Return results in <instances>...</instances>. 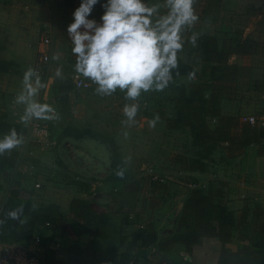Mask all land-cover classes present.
<instances>
[{"label": "rangeland", "instance_id": "1", "mask_svg": "<svg viewBox=\"0 0 264 264\" xmlns=\"http://www.w3.org/2000/svg\"><path fill=\"white\" fill-rule=\"evenodd\" d=\"M260 1L264 2V0H255L252 3L255 2L254 5L257 6ZM74 9L75 6L66 5L63 0H0V68H2L0 76H7L5 79L0 78V112L18 114L26 106L24 103H17L16 97L22 90L24 73L30 68L35 58L42 32H47L50 35L51 63L62 69L59 78L64 80L76 73L74 69L76 57L71 51L72 43L66 31L67 25L73 20L72 12ZM97 12H99L97 16L99 17L102 9H98ZM91 15L96 17L95 10ZM5 17L6 25L3 21ZM13 30L21 32L22 42L10 39L7 36V33ZM255 30L264 38L263 23L257 24ZM184 55L183 61L189 59L192 63H198V59H194L195 56L193 57L192 54L190 55L187 52ZM252 63L253 60L250 57L249 60L248 58L245 59L243 65L244 67H250L249 74L255 85L261 82L263 72L260 69L252 68ZM194 66L199 69L200 64H194ZM48 78L49 74L41 79L42 84L45 86L41 87L34 97L43 104H47V100L51 97V94L49 95L46 92ZM189 78L180 76L170 81L168 87L162 91L143 93L138 98L140 109L133 120H136L140 114H149V110L153 111V114H176L175 103L171 99L176 96L174 88L184 82L187 83L190 81ZM87 80L90 84L89 88L84 91H77L74 96L76 104L72 108V119L69 120V123H64L62 118L59 123L61 127L66 128L68 127L65 125L70 124L77 127V130L106 132L107 135L103 134L101 136L93 133V137H102L107 142L110 141L107 144L109 150L95 151L88 155L85 152L81 153L71 143L67 142H63L64 146L68 144L69 147L63 149V151H61L62 149L48 151L33 145L31 146L34 163L32 175L20 176L15 173L16 171L13 168L11 171L13 183L20 192L17 211L20 209L22 211V208L27 204H34L35 206L57 204L59 206L62 216H60L61 221L56 230L57 232L49 240L44 239L39 248L42 264H50V262L52 264H124L119 258V254H125V251L122 253L125 250V239L133 232V225L150 218L149 209L152 203H159V205L156 206L157 209H150L152 211L151 216L153 218L156 216L155 219L157 220L165 216L161 206L163 202L159 201V196L155 191L156 186L172 182L170 177L173 178V175L176 174L173 160L177 161L178 158H185L186 160L187 158L183 153H185V148L189 147L190 137L180 131L179 134L169 132L167 136L157 131V133L150 136L148 134L144 135L139 129L129 127L131 128L129 129V137L117 134L120 142L118 146L113 144L112 140L116 135L111 133L117 131L120 127L118 122H122V125L131 122L124 116L123 107L125 103L134 101L126 100L124 93L120 90L108 96L101 95L96 91L97 85L90 79L87 78ZM4 83H6L5 86ZM9 83H12L13 86L9 87ZM234 91L231 90L228 96L233 98ZM162 93H165V95H162ZM252 95L254 96L244 98L243 106H241L242 110L237 113L242 114L241 123L247 122L251 125L262 126L264 125V118L261 119V115L264 114V102H262L264 97L261 101L258 94L257 96L255 93ZM162 98L163 100H161ZM88 100H91L89 104L86 103ZM150 101L151 104L149 105ZM260 109H263V112ZM226 111L225 114H230L231 109L227 108ZM52 113L50 112V114ZM50 114L43 117L47 124L52 116ZM173 117L172 121L175 120V115ZM249 117H253L254 122L250 123ZM141 119L143 118H139V120ZM115 121L116 123H114ZM176 123L180 125L179 122ZM237 126L236 123L235 127ZM49 128L52 130L51 127ZM239 132L237 131V134ZM160 145L165 149L160 150ZM117 149H120V151ZM113 150L117 151L119 154L118 160L124 166L122 173L124 175L129 174L128 176L134 179L132 185L133 200L131 198L128 200L133 205L130 206V210L133 212L126 213V215L123 212L125 209L121 205L123 203L120 202H123V200L125 202L127 199L121 200V191H118V188L113 189L111 186L110 188L103 186L105 185L103 180L114 175L111 166L106 167L104 164L106 160L114 159ZM160 155L164 156L163 159ZM149 174L164 178L166 182H155ZM15 182L18 185L22 182L23 185L19 187ZM34 182L40 184L39 190L33 189ZM0 185L1 204L5 202L6 191L11 188L12 183L4 181ZM189 185L190 189L200 188L196 184ZM78 195L85 198L94 211L86 220L74 217L67 210L69 200ZM127 214L130 215V218H133V225L124 224ZM39 234L41 235L40 232ZM0 238H10L7 229L0 228ZM123 239L125 242L122 241ZM75 243L79 245L75 246ZM90 244L95 247V252H93L97 255L95 254L94 257L89 253ZM81 252L84 253L81 254ZM78 253L81 255L79 256ZM182 255L188 256L191 260L190 254L184 250L178 255L179 262H175L170 258L169 260L179 264ZM96 256L99 258H95ZM75 257L81 260L79 262L74 261Z\"/></svg>", "mask_w": 264, "mask_h": 264}, {"label": "crops", "instance_id": "2", "mask_svg": "<svg viewBox=\"0 0 264 264\" xmlns=\"http://www.w3.org/2000/svg\"><path fill=\"white\" fill-rule=\"evenodd\" d=\"M253 1L255 0H195L194 8L198 20L190 28L186 29L184 33L185 44L183 49L178 53L179 60H182L185 57L184 54L188 52L190 55L192 54L193 57L195 56L194 59H198V63L200 64L199 69H197L194 66V64H198L197 62L192 63L189 59L182 60V63L187 64L192 69L191 78H189L190 81L181 84L186 87L187 91L195 88L199 82L208 81L209 74L213 67L222 65L236 72L235 79L232 82L225 83L223 89L219 92V115L207 117L206 119L207 126L213 130L219 127L222 118H234V121L228 128L231 136L230 140L219 143L210 156L209 161H207V169L205 171L194 170L190 167L189 163L185 161V158H178L177 161L173 160L176 174L173 175L174 177L172 176L173 178L170 177L172 182H167V184L161 186L158 185L155 188L157 196H159V201L163 202L161 206L165 216H162V219L159 218L158 220L155 219L156 216L153 218L151 216V210L157 209L156 206H158L159 203H152L150 207L151 210L149 209L150 218L137 225H133V218H130V215H128L133 212L130 210V206L133 205L128 201L130 198L133 200V177L128 176L129 174L124 175V173L117 174L114 172V175L110 179L106 178L103 180V183H105L103 186L105 188H110V186L113 189L118 188L117 190L121 191V200L124 198L127 199L125 201L126 203L124 200L120 202L123 203L121 205L123 209H125L123 210L125 215L128 213L127 216H125L124 224L133 225L134 227L131 235L127 236V239H125V250L122 251V253L125 251V254H119V258H121L123 263H125L130 256L135 254L140 257H145L147 252L151 250H157L159 255L179 262L178 255L183 250L179 245L173 246L169 251H161L158 249L157 244H153L129 252L128 243L131 240L132 234L148 222H154L157 225L159 240L172 235L177 229V218L181 213L183 204L189 192L192 190L189 184H196L200 186V189L205 191L207 188H212L213 190L221 188L222 197L218 200L234 214L237 225L236 228L232 230L231 238L227 242H221L217 238H200L199 242L193 247L192 252L189 253L191 264H264V246H262L264 245V239H262L264 238V139L259 143H252L246 147H241L238 137L241 136L243 123H247H241L240 118L242 114L237 113L242 110L241 106H243L242 103H244V98L247 99L250 96H254L252 95L253 93H255L256 96L258 94L261 101L264 97V38L255 30L257 24H264V2L260 1V3L255 6V2L252 3ZM149 2H155V0H149ZM160 2L162 3L163 0H160ZM70 6L76 7L78 4L76 3ZM98 9H101L99 4L94 7L96 17L99 13L97 12ZM220 12L221 14H219ZM3 21L6 25V17ZM193 33L197 34L195 44L189 41ZM7 36L10 39L22 42V35L19 30L8 32ZM235 39L245 42L244 45L242 47L236 46L233 43ZM261 40L263 42H260ZM225 55H228L227 59H225ZM250 57L253 60L251 65L252 68L260 69L263 72L261 82L255 85L253 78L249 74L250 67H244L243 65L245 59L248 58L249 60ZM1 69L2 68H0V70ZM56 70L57 67L53 65L50 60L48 65L49 78L46 84V92L49 95L51 94L50 99L47 100V104L55 109L54 113H47L52 115L48 123L49 127L52 129L50 130L51 134H53L52 137L56 141L59 139L57 142L71 143L75 149L81 153L85 152L88 155H91L95 151H108L109 146H107V144L109 143L107 140L102 137H93V133H95V135L97 134V136H101L103 134L107 135L106 132L77 130V127L66 124L65 126L68 128L73 127V129H75L72 132L75 135H70L66 134V127L63 126V128L60 126L59 121H62V118L64 119V123H69V120L72 119V108L76 104L74 96L77 91L84 90H78L74 87L71 76L61 80L59 76L56 75ZM5 77L7 76H0V78L3 79H5ZM187 77H190V75ZM68 80H70L72 88L68 92L63 103L57 102L59 98L57 88ZM5 84L6 83L3 85L5 86ZM9 84V87L13 86L12 83ZM231 90H235L233 98L228 96ZM203 94L204 97L208 99L212 95V90H206ZM162 95H165V93H162ZM161 100H163V98ZM90 101L91 100H88L86 103L89 104ZM150 104L151 101L149 105ZM227 108L231 109L230 114H225V112L227 113ZM260 110L263 112V109ZM16 115L17 114L0 112V120L16 124ZM157 115L159 119L153 127L149 122ZM173 116L174 114H153V111L151 112L149 110V114H140L136 120H132L124 125H122V122H118L120 127L117 131L111 133L116 135L112 143L118 146L120 139L117 137V134L123 137H129V129L132 127L141 130V133L143 132L144 135L148 134L150 136L157 133V131L164 133L166 136L169 132L179 134L180 131L188 134L190 137L189 147L187 149L185 148V153H183L186 157H189V152L191 150L189 129L188 127L178 125L174 120L172 121L171 119H174ZM261 116V119H263L264 114ZM139 118L143 119L139 120ZM40 119L45 121L43 117ZM114 123H116V121ZM236 123L240 128L238 126L235 127ZM237 131H240L239 134H237ZM2 137L3 135L0 134V138ZM160 146V150L165 149L162 145ZM117 150L120 151V149ZM163 157L161 156V159H163ZM112 163L113 160L108 159L104 164L106 167H109ZM104 164L102 165L104 166ZM11 171L12 168H8L0 172V184L4 181L14 184ZM22 185V182L20 185L17 184L19 187ZM10 192L12 191H6V197ZM18 193L20 192L18 191ZM19 196L20 194L18 198ZM73 198L86 200L79 195L72 197L67 204L69 213V203ZM31 205L39 209L42 214L51 213L59 219L57 224L50 227H46L44 224L39 223L35 230L41 233L43 239L49 240L54 236L55 232H57L56 230L61 221L60 216L62 215L59 206L57 204ZM20 211L21 209L17 211V213L20 214ZM93 212L92 209V213ZM122 241H124V239ZM90 245L93 247L92 244ZM94 248L95 247H93V251L95 252ZM130 253L131 255H129ZM95 258L99 257L96 256Z\"/></svg>", "mask_w": 264, "mask_h": 264}, {"label": "clouds", "instance_id": "3", "mask_svg": "<svg viewBox=\"0 0 264 264\" xmlns=\"http://www.w3.org/2000/svg\"><path fill=\"white\" fill-rule=\"evenodd\" d=\"M195 0H79L67 25L76 62L74 69L97 85L101 95L120 90L125 99L123 114L132 121L140 104L138 98L149 91H162L173 79L178 67V53L185 44L184 33L197 20ZM102 12L92 16L96 5ZM197 34L189 38L195 44ZM62 69L56 70L60 76ZM35 72L29 68L23 77V87L16 97L24 103L25 121L45 117L53 111L50 105L34 97L43 84L33 80ZM191 78V74H190ZM157 115L149 123L155 126ZM15 129L0 138V153L21 143Z\"/></svg>", "mask_w": 264, "mask_h": 264}, {"label": "trees", "instance_id": "4", "mask_svg": "<svg viewBox=\"0 0 264 264\" xmlns=\"http://www.w3.org/2000/svg\"><path fill=\"white\" fill-rule=\"evenodd\" d=\"M63 1L69 6L79 3V0ZM233 43L238 47H242L245 42L235 39ZM227 57L228 55H225V59ZM191 73L192 69L190 66L180 62L178 59V67L174 70L173 79L180 76H189ZM235 77L236 72L234 70L220 65L219 67L212 68L208 81L199 82L192 90L187 91L186 87L181 84L174 88L176 96L171 98L175 103L176 114H174V121L189 129L191 150L189 157L185 161L194 170L205 171L207 169V161H209L210 156L219 143L228 141L231 138L228 128L231 126L234 118H222L219 127L213 130L207 126L206 119L207 117L219 115V92L223 89L225 83L232 82ZM71 88L70 80L59 85L57 88L59 94L57 102L63 103ZM209 89L212 90V95L207 99L203 93ZM11 129H15L18 136L25 131V128L20 125L0 120V134L4 136ZM74 130L73 128H67L66 134L75 135L72 133ZM263 139L264 125L243 124L241 137L239 138L241 147H246L252 143H259ZM113 154L114 159L111 169L113 172L121 174L124 166L118 160L119 154L117 151L113 150ZM17 157L18 152L14 149L5 150L0 153V172L13 168ZM18 195V190L10 192V196L7 198L0 216V228L7 229L10 238H29L37 229L39 223L44 224L46 227L58 223L59 219L57 216L51 213L42 214L39 209L31 204L25 205L21 213L18 214ZM221 197V188L216 190L207 188L206 191L200 188L192 189L177 218V229L175 232L159 240L157 225L154 222H148L132 234L131 240L128 243L129 252L134 248H144L157 244L158 249L161 251H169L173 246L179 245L184 251L190 253L200 238L203 237L217 238L221 242L229 241L232 230L236 228L237 222L234 214L218 200ZM69 211L74 217L82 220H86L93 214L90 204L81 198H73L70 201ZM126 221L130 222L129 220ZM78 245V243H75V246ZM83 253L81 252V254ZM89 253L92 257L95 256L91 245ZM78 254L79 256L81 255L80 253ZM73 260L79 261L80 258L75 257Z\"/></svg>", "mask_w": 264, "mask_h": 264}, {"label": "built area", "instance_id": "5", "mask_svg": "<svg viewBox=\"0 0 264 264\" xmlns=\"http://www.w3.org/2000/svg\"><path fill=\"white\" fill-rule=\"evenodd\" d=\"M51 38L47 32H42L39 38V44L35 58L30 66L34 70L35 75L39 76L40 80L47 76L48 65L51 60L50 52ZM71 80L75 88L86 90L90 84L87 78L83 77L79 73H73ZM49 105V104H48ZM25 107L21 109V112L16 115V124L25 128L24 133L18 137L21 139V143L12 148L18 152L16 163L13 167L18 175L31 176L34 170V163L32 160L33 149L31 146L36 145L45 150H60L68 148V144L64 146V143L57 142L50 132V128L46 122L39 117H32L25 121L22 117L25 114ZM52 108V107H51ZM55 112V109L52 108ZM250 123L254 122L253 117H249ZM151 179L155 182L165 183L164 178L158 176H152ZM40 184L37 182L33 184L34 190H39ZM17 190L15 184H12L9 191ZM10 194L7 195V198ZM5 200V202H6ZM5 202L0 204V216L4 208ZM44 239L39 234V231H34L31 237L25 239H1L0 238V264H42L41 257L39 255V248ZM124 264H175L171 260L158 254L157 250H151L147 252L145 257L137 256V254L130 256ZM179 264H191L188 256L182 255L181 262Z\"/></svg>", "mask_w": 264, "mask_h": 264}]
</instances>
